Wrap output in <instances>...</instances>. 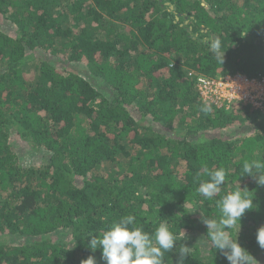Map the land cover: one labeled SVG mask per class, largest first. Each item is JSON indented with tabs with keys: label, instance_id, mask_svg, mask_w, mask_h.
Masks as SVG:
<instances>
[{
	"label": "trees",
	"instance_id": "16d2710c",
	"mask_svg": "<svg viewBox=\"0 0 264 264\" xmlns=\"http://www.w3.org/2000/svg\"><path fill=\"white\" fill-rule=\"evenodd\" d=\"M0 18V264H103L85 235L128 214L149 233L167 221L178 238L200 236L176 243L184 264H228L201 213L218 218L238 187L257 207L230 234L264 264V186L242 170L264 161V110L204 114L188 76L264 78V0H0ZM12 137L48 155L26 164ZM218 167L222 192L205 199L197 188ZM61 232L70 244L51 240Z\"/></svg>",
	"mask_w": 264,
	"mask_h": 264
},
{
	"label": "clouds",
	"instance_id": "9594fccd",
	"mask_svg": "<svg viewBox=\"0 0 264 264\" xmlns=\"http://www.w3.org/2000/svg\"><path fill=\"white\" fill-rule=\"evenodd\" d=\"M210 49L221 64L225 47L219 38L210 39ZM212 110L211 103H204L200 108L204 114H209ZM242 170L243 176L247 175L258 186H264V161L246 160L243 162ZM206 171L209 178L200 183L197 193L205 199H212L222 192L227 172L223 167ZM249 192L238 187L237 190L220 196L217 201L220 213L218 218H209L201 213L200 222L206 226V235L228 264H257L253 256L230 234L233 228L238 227L239 231L240 219L245 212L257 207L253 203V193L251 192L252 195L249 196L247 194ZM197 209L199 208L196 207L195 211ZM93 233L95 232L85 235L88 237L86 247L92 253L99 248L103 264H165L164 255L170 252L177 253L175 264H184L185 257L188 256L187 246L181 244L178 249L176 248V243L181 238L171 230L167 221H161L154 232L149 233L137 223L134 215L128 214L114 220L102 236ZM256 241L259 247L264 249V225L256 230ZM80 264H97V260L94 255H89L81 260Z\"/></svg>",
	"mask_w": 264,
	"mask_h": 264
},
{
	"label": "built area",
	"instance_id": "2783aa9c",
	"mask_svg": "<svg viewBox=\"0 0 264 264\" xmlns=\"http://www.w3.org/2000/svg\"><path fill=\"white\" fill-rule=\"evenodd\" d=\"M194 74L196 92L203 104L228 110L232 104L241 103L264 110V78H248L237 73L209 77L193 71L188 76Z\"/></svg>",
	"mask_w": 264,
	"mask_h": 264
},
{
	"label": "rangeland",
	"instance_id": "374dc122",
	"mask_svg": "<svg viewBox=\"0 0 264 264\" xmlns=\"http://www.w3.org/2000/svg\"><path fill=\"white\" fill-rule=\"evenodd\" d=\"M7 26V23L4 22L1 18H0V27L5 29ZM10 142H12L13 147H15V149L17 150L16 152L20 155V158L22 159V162H25L26 164H34L35 166H39L42 161H44V156L48 155L47 152H45L43 149H40L37 153L32 154L30 153V148L28 147V145L24 142H22L21 140L17 139V137H12L10 139ZM52 241H56L57 238H63L67 244H70V238L69 236H67V234L61 232L58 234H54L52 236H50ZM182 243L188 245H192L194 243H198L201 238L198 235H194V234H189V235H182L180 236ZM8 243L10 244H21L24 242L23 239H18L16 237H11L8 238Z\"/></svg>",
	"mask_w": 264,
	"mask_h": 264
}]
</instances>
